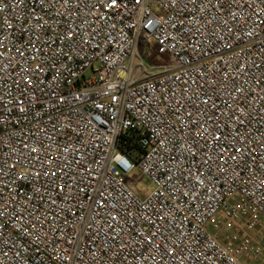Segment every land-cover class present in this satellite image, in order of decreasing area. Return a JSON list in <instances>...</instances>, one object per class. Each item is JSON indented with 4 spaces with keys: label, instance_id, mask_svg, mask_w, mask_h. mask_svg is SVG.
I'll list each match as a JSON object with an SVG mask.
<instances>
[{
    "label": "built area",
    "instance_id": "obj_1",
    "mask_svg": "<svg viewBox=\"0 0 264 264\" xmlns=\"http://www.w3.org/2000/svg\"><path fill=\"white\" fill-rule=\"evenodd\" d=\"M260 226L264 0H0V264H245Z\"/></svg>",
    "mask_w": 264,
    "mask_h": 264
},
{
    "label": "rangeland",
    "instance_id": "obj_2",
    "mask_svg": "<svg viewBox=\"0 0 264 264\" xmlns=\"http://www.w3.org/2000/svg\"><path fill=\"white\" fill-rule=\"evenodd\" d=\"M138 53L140 56L144 57L146 62L153 66L158 68L157 70L160 71V67L162 65L170 64V59L166 54H159L157 47L153 44H148L147 42L141 41L138 47ZM156 70V71H157ZM134 180L138 181V188L140 190V193L145 196L147 195V191H150L153 189V186L150 185V183L144 178L140 177V173L138 170L134 172ZM228 232H222V235H226ZM256 235L261 236L264 238V227L260 226L258 227L254 233H252V236ZM255 244V243H254ZM245 264H264V252L255 255V257H252L250 255H247L244 259Z\"/></svg>",
    "mask_w": 264,
    "mask_h": 264
},
{
    "label": "trees",
    "instance_id": "obj_3",
    "mask_svg": "<svg viewBox=\"0 0 264 264\" xmlns=\"http://www.w3.org/2000/svg\"><path fill=\"white\" fill-rule=\"evenodd\" d=\"M123 149L131 156L135 157L137 153L141 152V148L133 143L130 139L124 141Z\"/></svg>",
    "mask_w": 264,
    "mask_h": 264
}]
</instances>
